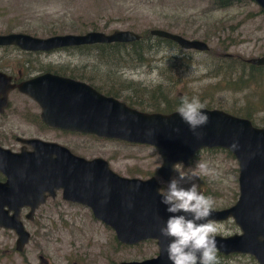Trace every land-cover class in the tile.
I'll list each match as a JSON object with an SVG mask.
<instances>
[{
	"label": "water",
	"instance_id": "1",
	"mask_svg": "<svg viewBox=\"0 0 264 264\" xmlns=\"http://www.w3.org/2000/svg\"><path fill=\"white\" fill-rule=\"evenodd\" d=\"M264 13V0H252ZM150 35L177 44L184 51L207 52V43L188 40L160 29ZM140 36L131 31L110 34L90 31L84 34L53 35L47 38L25 33L0 34V47L15 46L23 51L49 52L56 49L93 44L130 43ZM264 65V56L247 60ZM16 88L0 72V114L8 107V95ZM40 109V120L47 127L95 136L100 139L145 145L154 148L161 159L155 176L128 178L113 172L103 158L85 159L66 147L39 139L23 140L30 153L13 154L0 148V172L6 182L0 183V228L16 235L15 250L22 252L30 234L20 219V210H35L61 191L66 202L90 210L92 217L114 232L116 241L132 247L155 241L157 256L142 261L117 264H171L163 248L169 242L160 235V227L170 215L161 203L157 177L167 182L174 168L188 166L203 150L223 149L231 154L238 167V198L225 209L214 210V223L232 220L239 234L216 236L223 256L246 255L264 264V128H258L241 117L223 110L204 109L209 123L196 137L183 123L177 111L170 114L146 113L99 93L90 85L50 73L36 76L17 86ZM179 129V132L174 129ZM151 130L152 135H147ZM233 141L238 150H231ZM131 205V207L129 206Z\"/></svg>",
	"mask_w": 264,
	"mask_h": 264
},
{
	"label": "rangeland",
	"instance_id": "2",
	"mask_svg": "<svg viewBox=\"0 0 264 264\" xmlns=\"http://www.w3.org/2000/svg\"><path fill=\"white\" fill-rule=\"evenodd\" d=\"M153 29L182 34L188 40L204 41L209 46L207 52L189 51L191 67L183 79L185 89L178 85L175 93L189 98L197 96L206 106L227 113H250L256 127L264 126V81L234 93L230 91L232 86L228 88L227 78L211 77L218 58L226 57L223 54L241 60L264 55V14L252 0H240L226 8H216L210 0H0L1 35L25 33L47 38L53 32L64 35L90 31L105 34L131 31L144 35ZM4 55L7 62H0V67L21 64L23 59L21 53L10 47L0 50V56ZM66 59L64 53L59 54L60 63ZM158 59H152L150 66L124 69L123 79L151 91L158 85L167 88L169 83L161 77L157 62L153 61ZM9 102V108L0 116V128L6 134L12 130L25 137L42 135L88 160L103 158L113 172L123 177L147 179L155 176L161 165L156 150L150 146L44 131L39 124L31 123L37 122L39 113L34 102L16 91L9 95ZM200 163L207 164L210 173L199 175L196 183L200 191L214 198L213 209L232 206L238 198V167L225 151H201L188 166L177 165L172 177L181 172L199 174ZM157 181L161 190H166L168 181L158 177ZM21 221L31 235L30 241L18 253L14 249L16 235L0 229V264H117L154 258L158 253L155 241L119 246L114 232L95 220L88 208L67 204L60 194L41 206L32 221L24 215ZM214 226L215 236L239 234L232 220ZM218 262L257 264L246 255Z\"/></svg>",
	"mask_w": 264,
	"mask_h": 264
},
{
	"label": "trees",
	"instance_id": "3",
	"mask_svg": "<svg viewBox=\"0 0 264 264\" xmlns=\"http://www.w3.org/2000/svg\"><path fill=\"white\" fill-rule=\"evenodd\" d=\"M210 1L216 8H226L231 6L232 3L239 2L240 0ZM149 32L150 31H147L144 35H139L140 39L138 41L130 43L93 44L73 48L87 49V72L65 70L64 68L58 70L54 68L53 73L83 81L101 94L118 99L128 107L141 112L162 114L175 112L180 104V98L182 97V95L175 93V90L179 87L178 85H180V89H185L183 86V79L191 67V62L188 58L190 52L182 50L177 44L170 40L151 36ZM53 35H55L54 32L51 33V36ZM181 36L183 37L184 35L181 34ZM158 57V60L153 61L157 62V68L161 77L164 81L169 83L167 88L164 89L163 86L158 85L151 91V89L140 87L137 83L122 78L120 74L122 68L150 66L152 59ZM88 59L91 62H89ZM218 59L219 63L216 62L214 64L211 77L227 78L228 80L226 82L229 88L233 83V76L234 79L236 77L239 70L238 67L244 65V63L231 57H219ZM247 87L248 81L245 82L240 80L236 89L237 91H244ZM205 108L213 109L210 106H206ZM229 114L245 118L256 127L250 113L241 115L230 111ZM262 128H264V126ZM206 151L215 152L225 150L210 149ZM225 152L227 155L231 156L230 153L227 151ZM194 159H196V157ZM118 245L126 247L121 244ZM217 256L218 260H222L229 259L236 255L223 256L217 253Z\"/></svg>",
	"mask_w": 264,
	"mask_h": 264
},
{
	"label": "clouds",
	"instance_id": "4",
	"mask_svg": "<svg viewBox=\"0 0 264 264\" xmlns=\"http://www.w3.org/2000/svg\"><path fill=\"white\" fill-rule=\"evenodd\" d=\"M205 107L197 96H182L176 110L181 121L198 138L201 135L198 130L210 120L208 113L204 111ZM174 131L179 132V129ZM147 135H152L151 130ZM230 149L238 150V142L233 141ZM197 167L199 174L177 173L169 179L166 190H158L161 203L170 214L159 231L169 241L163 252L171 264H219L216 228L212 219H209L215 201L213 197L200 191L196 183L199 175L209 174L210 169L205 163H200Z\"/></svg>",
	"mask_w": 264,
	"mask_h": 264
},
{
	"label": "flooded vegetation",
	"instance_id": "5",
	"mask_svg": "<svg viewBox=\"0 0 264 264\" xmlns=\"http://www.w3.org/2000/svg\"><path fill=\"white\" fill-rule=\"evenodd\" d=\"M9 47L12 48L14 51H17V52L21 53L22 56H23V59L21 60V64L18 63L16 65L12 66V67L10 66V64L7 65V66L5 65L3 67H0V72L5 74L7 77H9L10 80H11V84L16 86V88L13 91H11L9 93V95L12 92H15V91L18 92L19 94H21L18 91L17 86L19 84L25 82V81H28V80L36 77V76H39V75H42V74H46V73H50V74L56 75V74L53 73L54 68L62 67L65 70H79V71L87 72V49H73V48H76V47H68V48L56 49V50L49 51V52H29V51L20 50L19 48L15 47V46H3V47H0V50L1 51L7 50V48H9ZM195 52H197V51H195ZM60 53H64L66 58H67L64 63H60V61H59V54ZM222 56L231 57V55H229V54H226V55L223 54ZM4 58H6L5 55L3 57L0 56V62L1 63L3 61L7 62V61L3 60ZM237 60L239 62L244 63V65L238 67L239 70H238V72L236 74L235 79H234V76H233V79H232L233 83L231 84L232 89L230 88L231 92H234V93L235 92H240V90L237 91V89H236L237 88V84L239 83L240 80L245 81V82L248 81L247 90L251 89L254 86V84L259 83L260 80L264 81V65L257 66V65L249 64L247 62V60H241V59H237ZM136 67L137 66L122 68L121 69V73H120L122 78H123V74H124V72H123L124 69H135ZM81 82H83V81H81ZM131 82H133V81H131ZM9 95H8V107H7V109L10 106ZM21 95L29 98L28 96H26L24 94H21ZM29 99L32 102H34L31 98H29ZM35 105L37 106V108L39 110V113L36 115L37 122L36 123L35 122H31L33 125L34 124H39L40 128L43 129L44 131L45 130H49V131H55V132H60V133H64V134L76 135V136H87L86 134H82V133L63 131V130L47 127L46 125H44L41 122V120H40V109H39V107H38V105L36 103H35ZM6 110L4 111V113L6 112ZM4 113L0 114V116L4 115ZM146 113H149V112H146ZM38 134H41V133H38ZM41 136L42 135L25 137V135H21L18 131H12V130L10 131V134H6L0 128V148L8 150V151H10L13 154H20L22 152L30 153V152L33 151L32 148L29 145H26L25 143L22 142L23 140L39 139V140H42V141H45V142L57 143L55 141L46 140V139L42 138ZM57 144H59V143H57ZM62 146H64V145H62ZM64 147H66V146H64ZM66 148L71 153L76 155L74 152H72V150L70 148H68V147H66ZM76 156H79V155H76ZM79 157H82V156H79ZM4 182H6V178L0 172V183H4ZM58 194H60V196H61V191H57L54 198H51V197L47 196L46 199H45V203L44 204H46V202L48 200H51V199L54 200L57 197ZM64 202L67 203V204H75V203L66 202V201H64ZM43 205H41V206H43ZM77 205H79V204H77ZM41 206H39L35 210V212ZM29 211H30V209L28 207L22 208L20 210V219H21V216L24 215V218L26 220H28L26 218V216L29 213ZM35 212L33 213V217H34ZM33 217H32L31 220H28V221H32ZM30 237H31V235H30ZM29 241H30V239H29ZM25 247H24V249H25ZM24 249H23V251H24ZM22 252H20V253H22Z\"/></svg>",
	"mask_w": 264,
	"mask_h": 264
}]
</instances>
